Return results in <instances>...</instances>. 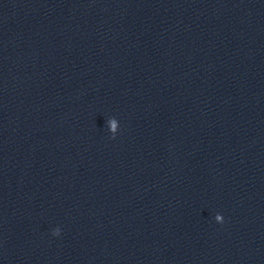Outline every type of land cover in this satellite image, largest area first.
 I'll use <instances>...</instances> for the list:
<instances>
[{
    "label": "clouds",
    "instance_id": "9594fccd",
    "mask_svg": "<svg viewBox=\"0 0 264 264\" xmlns=\"http://www.w3.org/2000/svg\"><path fill=\"white\" fill-rule=\"evenodd\" d=\"M217 220H221V217H217ZM60 234V229L59 228H56L54 231H53V235H59Z\"/></svg>",
    "mask_w": 264,
    "mask_h": 264
}]
</instances>
